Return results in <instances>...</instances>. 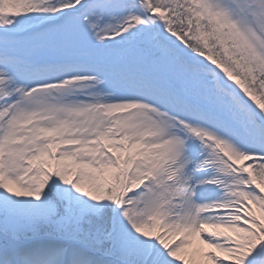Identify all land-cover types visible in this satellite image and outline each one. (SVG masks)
Returning <instances> with one entry per match:
<instances>
[{"label": "snow or ice", "instance_id": "1", "mask_svg": "<svg viewBox=\"0 0 264 264\" xmlns=\"http://www.w3.org/2000/svg\"><path fill=\"white\" fill-rule=\"evenodd\" d=\"M0 264H264V0H0Z\"/></svg>", "mask_w": 264, "mask_h": 264}]
</instances>
